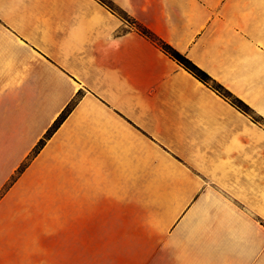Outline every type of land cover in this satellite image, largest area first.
Returning <instances> with one entry per match:
<instances>
[{"label": "crops", "instance_id": "obj_1", "mask_svg": "<svg viewBox=\"0 0 264 264\" xmlns=\"http://www.w3.org/2000/svg\"><path fill=\"white\" fill-rule=\"evenodd\" d=\"M109 1L0 0V264H264V124L137 28L264 121V0Z\"/></svg>", "mask_w": 264, "mask_h": 264}, {"label": "trees", "instance_id": "obj_2", "mask_svg": "<svg viewBox=\"0 0 264 264\" xmlns=\"http://www.w3.org/2000/svg\"><path fill=\"white\" fill-rule=\"evenodd\" d=\"M102 4L106 5L110 10L113 12H116L117 9L111 3L109 0H99ZM138 30L148 38H150L153 42H155L165 53H167L173 60H175L178 64H180L185 70H187L189 73H191L194 77H196L199 81H201L203 84L217 92L220 96H222L224 99L229 101L233 106H235L237 109H239L241 112L249 115L255 122H261L263 119H261L259 116L255 114L253 109L247 105L244 101L236 97L232 92H230L228 89H226L223 85L218 83L216 80H214L208 73L203 71L201 68H199L196 64H194L190 59H188L186 56L175 50L173 47L167 45L162 40L158 39L153 33H151L148 29L137 25ZM78 98L73 101V104L69 105L67 109L61 114V116L56 120V122L53 124V126L49 129L47 134L45 135L44 139L40 141V143L37 145L33 156H35L41 148L45 145L46 141L55 133V131L59 128V126L62 124V122L66 119L68 114L70 113L71 109L73 108L74 104L77 102ZM256 116L257 118H255ZM27 164L23 165L21 169L19 170V174L24 170Z\"/></svg>", "mask_w": 264, "mask_h": 264}, {"label": "rangeland", "instance_id": "obj_3", "mask_svg": "<svg viewBox=\"0 0 264 264\" xmlns=\"http://www.w3.org/2000/svg\"><path fill=\"white\" fill-rule=\"evenodd\" d=\"M255 118H257L256 116H254ZM264 124V121H261Z\"/></svg>", "mask_w": 264, "mask_h": 264}]
</instances>
